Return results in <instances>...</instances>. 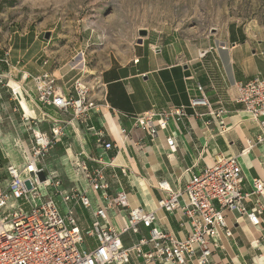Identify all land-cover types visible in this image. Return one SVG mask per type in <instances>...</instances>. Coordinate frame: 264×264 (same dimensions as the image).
<instances>
[{
  "label": "crops",
  "instance_id": "1",
  "mask_svg": "<svg viewBox=\"0 0 264 264\" xmlns=\"http://www.w3.org/2000/svg\"><path fill=\"white\" fill-rule=\"evenodd\" d=\"M139 42L127 57H111L98 77L102 92L94 97L103 99L106 107H101L100 112L91 115L88 127L103 132L106 142L112 143L114 147L111 150L100 148L97 138L86 126L78 127L83 140L81 145L72 128L66 126L61 143L55 145L50 157L55 151L64 154L61 163L65 169L72 166L70 159L80 155L82 147L93 158L101 157L107 166L91 162L85 157L81 159L91 172L98 169L103 171L109 185L108 194L115 196L119 192L126 193L130 209L143 208L147 212H154L157 217L154 227L172 234L178 240H184L188 235L184 226L188 218L180 210L168 213L158 208V202L163 198L161 192L155 189L159 182L165 181L172 190L184 192L191 177L203 173L218 157H239L246 194L252 192L251 183L254 179L264 180V145L258 139L261 132L242 112V106L235 103L239 84H246L257 77L264 80V38L252 34L241 24H233L220 35L199 40L175 36L162 40L149 34L143 37L142 43ZM23 73L29 72L22 71L18 75L22 76ZM55 73H59V76L56 77ZM55 73L52 75L58 89L65 96H75L73 83L80 74ZM90 74L93 75V72ZM199 86L204 89L205 96L215 110L224 108L227 111L221 119H213L207 108H189L190 99L201 96ZM10 87L16 94V88L20 92L19 86L10 84ZM26 87L35 94L32 82H26ZM22 102L29 104L28 118L42 119L40 112L24 98H20L21 107L18 105L14 112L27 116ZM6 104L9 106L11 103ZM181 106L188 107L189 117L182 122L171 123L169 129L160 132L155 141L134 127L133 118L136 116L151 110L161 112ZM46 112L58 120L72 119V114H64L54 108H48ZM38 130L50 135L49 122L40 123ZM167 136L175 139V150L168 147ZM24 145L30 148L31 139ZM245 150L249 152L242 155ZM50 157L47 164L50 163ZM111 163L113 166H110ZM58 177L62 182L61 190L70 191L72 188L63 187L64 183ZM76 178L73 188L87 191L92 209H85L74 201L63 204L61 198L56 201L53 189L48 192L63 214L74 210L79 218V226L85 233L96 221L94 212L99 208L98 194L89 189L82 177ZM256 199L253 197L251 201H245V208L249 211L254 209ZM183 200H187L185 195ZM130 209L116 208L108 212L109 223L116 231L121 232L123 229ZM225 215L233 236L227 238L224 232L218 235L220 248L214 251L209 264H264V235L260 228L253 227L247 218L238 219L235 213L226 212ZM141 232L142 235H121L124 247L131 248L143 237L149 238V229L142 227ZM85 239L90 249L97 247L95 239ZM131 264L146 263L132 258Z\"/></svg>",
  "mask_w": 264,
  "mask_h": 264
},
{
  "label": "built area",
  "instance_id": "2",
  "mask_svg": "<svg viewBox=\"0 0 264 264\" xmlns=\"http://www.w3.org/2000/svg\"><path fill=\"white\" fill-rule=\"evenodd\" d=\"M1 63L9 66L7 60H0V72ZM2 77L0 75V83ZM13 81L17 82L16 79ZM28 81L34 84L36 95L26 87ZM17 83L21 85L19 96L8 86L13 100L20 106L19 97L26 99L40 112L42 119L26 118L24 115L29 123L32 146L25 150L21 148L22 167L10 162L5 165L4 157L0 156V264H131L132 258L142 259L146 264H209L214 251L220 248L218 235L224 232L227 238L233 236L227 226L226 212L237 214L238 219L247 218L264 235V180L254 179L252 192L246 194L239 157H218L203 173L191 177L184 192L172 190L165 181L155 186L163 195L158 202L159 209L168 213L180 210L188 218V222L184 223L188 235L184 240H178L154 227L157 220L154 212L143 208L130 209L126 193L110 196L103 171L91 172L81 158L103 166L108 164L101 157L95 159L86 154L82 147V153L70 162L77 176L82 177L89 189L98 194L99 201V208L94 212L96 221L84 233L74 210L63 214L48 190L53 189L63 204L74 201L85 209H92L87 191L77 188L61 190L62 182L55 171H48L46 164L55 145L64 137L66 126L72 128L82 145L78 127H88L91 115L100 112L106 104L103 99L94 97L97 94L95 89L90 88L82 78L73 83L75 96H65L50 73L36 77L23 73ZM97 86V92H102V85L98 82ZM238 90L235 103L242 106V112L260 130L258 139L264 145V80L257 77L246 84H239ZM198 91L201 96L191 98L189 108H207L213 119H221L227 113L224 108H213L202 87L199 86ZM48 108L72 114V119L58 120L46 112ZM187 108L170 107L161 112L151 110L134 117V127L155 141L160 132L169 129L171 123L182 122L189 117ZM44 121L50 124V135L38 130V125ZM220 123L222 125L223 120ZM88 131L97 138L100 148L111 150L114 147L106 142L103 132L89 127ZM166 142L170 150H175L176 141L172 136H167ZM248 152L245 150L242 155ZM184 195L187 200L182 201ZM253 197L257 198L255 208L249 211L244 202L251 201ZM116 208L130 209L121 232L116 231L108 220V212ZM142 227L149 229V238L143 237L131 248H125L121 235H142ZM85 237L95 239L97 247L90 249ZM146 247L149 249L146 250Z\"/></svg>",
  "mask_w": 264,
  "mask_h": 264
},
{
  "label": "rangeland",
  "instance_id": "3",
  "mask_svg": "<svg viewBox=\"0 0 264 264\" xmlns=\"http://www.w3.org/2000/svg\"><path fill=\"white\" fill-rule=\"evenodd\" d=\"M233 24L264 38V0H0V59L9 63H1L0 72L4 76L0 83V156L4 163L22 167L21 148L25 150V142L31 139L23 113L13 111L18 103L10 101L9 81L19 82L20 72L33 76L79 73L77 79L98 93V77L109 59L127 57L142 31L162 40L170 36L199 40L220 35ZM47 33L49 40L44 39ZM81 61L83 66L78 67ZM22 104L29 115V104ZM63 156L55 151L47 168L57 172L63 187L71 189L76 177H81L71 165L63 167Z\"/></svg>",
  "mask_w": 264,
  "mask_h": 264
},
{
  "label": "bare ground",
  "instance_id": "4",
  "mask_svg": "<svg viewBox=\"0 0 264 264\" xmlns=\"http://www.w3.org/2000/svg\"><path fill=\"white\" fill-rule=\"evenodd\" d=\"M83 66V61H81V62H79V65H78V67H82ZM73 67V66H72ZM55 76L56 77H58V75L55 73ZM11 82H13V83H15L17 86H19L20 88H21V85L19 84V83H17V82H15V81H13V80H11V81H9V87H10V83ZM22 106H23V104H22ZM26 118H28L29 117V115L26 113ZM2 141V140H1ZM2 145L4 146V149L7 151V146H6V144L2 141ZM7 152H9V151H7Z\"/></svg>",
  "mask_w": 264,
  "mask_h": 264
},
{
  "label": "water",
  "instance_id": "5",
  "mask_svg": "<svg viewBox=\"0 0 264 264\" xmlns=\"http://www.w3.org/2000/svg\"><path fill=\"white\" fill-rule=\"evenodd\" d=\"M147 35H148V32H147V31H145V30L142 31V32L140 33L141 39H140V42H139V43H142V38H143V37H146ZM49 38H50V34H49V33L45 34L44 39H45V40H49ZM140 261L142 262L143 260L140 259Z\"/></svg>",
  "mask_w": 264,
  "mask_h": 264
}]
</instances>
